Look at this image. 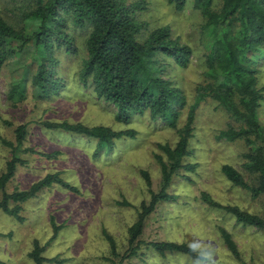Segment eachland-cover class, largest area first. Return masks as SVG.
Masks as SVG:
<instances>
[{"label":"rangeland","instance_id":"1","mask_svg":"<svg viewBox=\"0 0 264 264\" xmlns=\"http://www.w3.org/2000/svg\"><path fill=\"white\" fill-rule=\"evenodd\" d=\"M144 1L146 9L139 17L147 24L145 32L166 26L173 38L192 50L187 67L180 68L171 60L168 67V76L186 100L179 113V127L185 121L188 105L198 95V86L208 79L202 42L203 17L190 0L182 10H176L167 0ZM22 4L21 0H0V15L15 20ZM75 45L79 46L75 56L59 55L63 87L57 94L37 96L27 82L22 98L19 95L9 98V87L18 80L16 68L30 59V53L21 63L12 61L1 70L0 136L14 142V129L18 125L27 124L28 130L19 152L25 163L17 166L6 190L27 189L49 173H59L76 190L59 184L42 189L22 204V221L0 211V264H35L28 256L34 240L43 246V257L62 261L43 264H109V244L103 231L115 240L118 262L129 251L128 228L135 221L140 205L150 198L141 171L148 172L151 190L157 192L161 172L154 154L165 158L159 146L173 147L177 141L174 128L159 117L151 118L147 112L118 121L116 106L96 98L78 80L77 72L85 56L81 35ZM29 68L34 69L31 65ZM259 69L258 85L263 87L264 61L259 63ZM258 118L264 126V100L258 108ZM42 121L103 126L114 131L134 129L136 134L134 138L115 140L111 149L97 152L93 139L46 129ZM228 122L227 113L214 99L205 97L199 103L189 141L191 154L184 160L195 167L181 168L173 177L168 193L175 198L158 203L146 217L135 255L125 257L121 264H264V232L243 226L231 214L208 206L201 198V193H206L220 204L264 215V197L252 198L246 189L233 185L222 173L221 167L229 164L249 179L242 167L245 142L218 137ZM26 148L36 152H26ZM9 158L10 149L0 142V174ZM52 222L59 226L56 233ZM220 228L232 235L240 261L226 248ZM165 241L186 243L198 258L169 252L161 255L150 245Z\"/></svg>","mask_w":264,"mask_h":264},{"label":"trees","instance_id":"2","mask_svg":"<svg viewBox=\"0 0 264 264\" xmlns=\"http://www.w3.org/2000/svg\"><path fill=\"white\" fill-rule=\"evenodd\" d=\"M167 1L176 10H182L189 0ZM190 1L203 17L202 42L208 79L198 86V95L188 105L185 121L179 127V113L186 100L168 76V67L170 60L180 68L187 67L192 50L173 38L166 26L145 32L147 24L139 17L146 9L144 0H21L23 4L14 15L15 20L0 15V73L6 64L21 63L29 53L31 55L26 64L16 68L18 80L9 87L10 99L14 95L22 98L27 82L37 96L57 94L63 87L59 55L75 56L79 50L76 38L81 35L85 56H82L77 76L83 86L91 89L96 98L116 106L118 121H128L132 115L147 112L151 118L163 119L177 133L173 147L159 146L165 158L154 154L161 172V186L157 192L151 190L148 172L141 171L150 198L140 205L135 221L128 228L129 254H124L117 262L115 240L103 231L109 244V264H121L125 257L135 255L146 217L158 203L175 198L168 193L173 177L181 168L195 167L184 160L191 154L189 141L196 108L205 97L214 99L229 117L227 128L221 130L218 137L227 141L242 139L247 146L242 154V167L249 179L229 164L221 167L222 173L233 185L246 189L252 198L264 197V126L258 118V108L264 100V86L258 85L259 63L264 61V0ZM41 125L93 139L97 152L111 149L115 140L134 138L136 134L134 129L114 131L66 121H42ZM27 133V124H20L14 129V142L0 136V142L10 149V158L0 174V211L20 221L23 220L22 204L42 189L59 184L76 190L59 173L46 174L24 190H6L17 166L25 163L19 152L23 150ZM24 151L36 152L31 148ZM201 198L208 206L231 214L243 226L264 232V215L220 204L206 193H201ZM58 229L54 224L55 233ZM219 232L228 251L240 261L232 235L224 228ZM150 245L161 255L169 252L198 258L186 243L165 241ZM42 252L43 246L34 240L28 256L35 264L62 262L45 258Z\"/></svg>","mask_w":264,"mask_h":264}]
</instances>
